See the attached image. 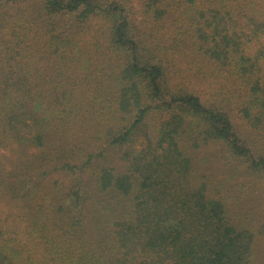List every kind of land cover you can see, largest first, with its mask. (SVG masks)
Instances as JSON below:
<instances>
[{"label": "trees", "instance_id": "16d2710c", "mask_svg": "<svg viewBox=\"0 0 264 264\" xmlns=\"http://www.w3.org/2000/svg\"><path fill=\"white\" fill-rule=\"evenodd\" d=\"M241 175L264 0H0V264H252Z\"/></svg>", "mask_w": 264, "mask_h": 264}, {"label": "rangeland", "instance_id": "374dc122", "mask_svg": "<svg viewBox=\"0 0 264 264\" xmlns=\"http://www.w3.org/2000/svg\"><path fill=\"white\" fill-rule=\"evenodd\" d=\"M156 119H160V117L156 116ZM237 123L242 130V125L244 124L238 120ZM242 131L246 133L244 130ZM214 152V148H211L208 151L201 152L198 158H207V156H212ZM224 174L223 170L220 171L219 178L223 179ZM241 184L245 186L237 189L238 197H235L232 201L231 218L235 219L236 222L240 219L242 223H252L258 229L256 239L258 247L251 262H253L252 264H264V183L263 181H259L255 176L245 177L241 175L240 180L235 183V186L238 187ZM233 195H236V193Z\"/></svg>", "mask_w": 264, "mask_h": 264}]
</instances>
